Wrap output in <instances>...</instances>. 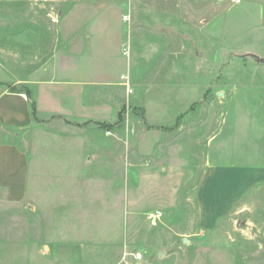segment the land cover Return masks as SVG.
Wrapping results in <instances>:
<instances>
[{"label": "rangeland", "instance_id": "374dc122", "mask_svg": "<svg viewBox=\"0 0 264 264\" xmlns=\"http://www.w3.org/2000/svg\"><path fill=\"white\" fill-rule=\"evenodd\" d=\"M234 1L0 0L7 91L35 89L32 74L65 45L64 17L86 2L121 11L132 88L96 92L115 102L108 122L38 114L25 128L0 127V144L17 146L30 168L25 201L0 187V259L69 243L99 259L142 253L139 264H264V181L207 225L198 198L232 98L264 97V0Z\"/></svg>", "mask_w": 264, "mask_h": 264}, {"label": "crops", "instance_id": "0c3cea01", "mask_svg": "<svg viewBox=\"0 0 264 264\" xmlns=\"http://www.w3.org/2000/svg\"><path fill=\"white\" fill-rule=\"evenodd\" d=\"M90 17V18H88ZM63 49L32 74L39 114L108 122L115 102L95 100L96 92L126 90L129 58L124 54L123 20L117 6L78 3L62 22ZM219 132L209 143L207 169L199 185L202 222L232 213L246 191L264 181V97L254 92L232 98ZM32 122L25 92H10L0 84V127L25 128ZM27 156L17 146L0 144V187L9 202L26 200L29 185ZM25 256L13 264H139L124 256L97 258L83 244L24 246ZM0 264H6L0 259Z\"/></svg>", "mask_w": 264, "mask_h": 264}, {"label": "built area", "instance_id": "2783aa9c", "mask_svg": "<svg viewBox=\"0 0 264 264\" xmlns=\"http://www.w3.org/2000/svg\"><path fill=\"white\" fill-rule=\"evenodd\" d=\"M216 1L219 2V3H224L227 0H216ZM234 3H240V0H235ZM124 54L126 56H129L128 48L124 47ZM122 79L124 80L123 86L126 88L128 94H131L132 93V88H131V83H130L129 77L128 76H123ZM160 217H161V213L157 212L156 214L150 215L149 219L152 221V224H155L157 219H159ZM134 257H135L136 260H139V261L142 260V258H143L142 253H136L134 255Z\"/></svg>", "mask_w": 264, "mask_h": 264}, {"label": "trees", "instance_id": "16d2710c", "mask_svg": "<svg viewBox=\"0 0 264 264\" xmlns=\"http://www.w3.org/2000/svg\"><path fill=\"white\" fill-rule=\"evenodd\" d=\"M29 103H30V108H31V116L34 118L36 115H38L37 111V105H36V90H30L29 92L26 93Z\"/></svg>", "mask_w": 264, "mask_h": 264}]
</instances>
